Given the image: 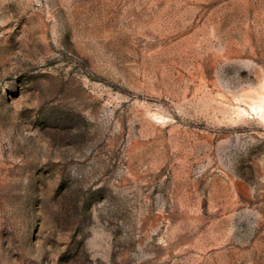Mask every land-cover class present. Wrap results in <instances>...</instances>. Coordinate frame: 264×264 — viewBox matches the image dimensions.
Masks as SVG:
<instances>
[{
	"label": "rangeland",
	"instance_id": "obj_1",
	"mask_svg": "<svg viewBox=\"0 0 264 264\" xmlns=\"http://www.w3.org/2000/svg\"><path fill=\"white\" fill-rule=\"evenodd\" d=\"M0 264H264V0H0Z\"/></svg>",
	"mask_w": 264,
	"mask_h": 264
}]
</instances>
